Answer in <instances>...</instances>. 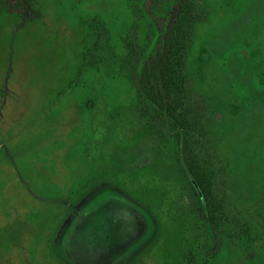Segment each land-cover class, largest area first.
Here are the masks:
<instances>
[{
    "label": "rangeland",
    "instance_id": "374dc122",
    "mask_svg": "<svg viewBox=\"0 0 264 264\" xmlns=\"http://www.w3.org/2000/svg\"><path fill=\"white\" fill-rule=\"evenodd\" d=\"M187 2L178 112L214 255L135 85L171 2L28 0L0 7V264H264V0Z\"/></svg>",
    "mask_w": 264,
    "mask_h": 264
},
{
    "label": "trees",
    "instance_id": "16d2710c",
    "mask_svg": "<svg viewBox=\"0 0 264 264\" xmlns=\"http://www.w3.org/2000/svg\"><path fill=\"white\" fill-rule=\"evenodd\" d=\"M168 1L171 2V9L164 26L160 25L161 21L151 18L159 27L152 38L148 55L142 60L134 76L135 85L152 110V132L158 136H162L164 132L170 135L175 161L199 203L196 208L199 224H195V227L200 228L201 225L210 232L212 251L209 254L213 256V250H217L220 244L222 232L218 229L214 193L210 188L209 173L199 159L193 142L188 138V126L178 112L183 82L182 56L193 28L192 20L187 0ZM4 4L14 9L22 8L23 14L29 9L28 0H0V7ZM147 12L151 14V7Z\"/></svg>",
    "mask_w": 264,
    "mask_h": 264
}]
</instances>
